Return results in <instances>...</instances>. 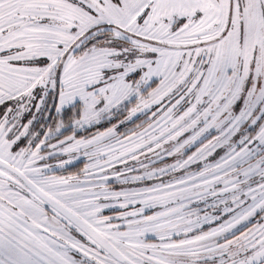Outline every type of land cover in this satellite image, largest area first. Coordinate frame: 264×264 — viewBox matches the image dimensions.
<instances>
[{
	"label": "snow or ice",
	"instance_id": "6c2138e0",
	"mask_svg": "<svg viewBox=\"0 0 264 264\" xmlns=\"http://www.w3.org/2000/svg\"><path fill=\"white\" fill-rule=\"evenodd\" d=\"M0 264H264V0H0Z\"/></svg>",
	"mask_w": 264,
	"mask_h": 264
}]
</instances>
